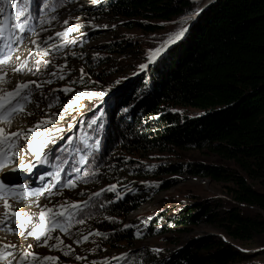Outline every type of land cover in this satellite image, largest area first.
Returning <instances> with one entry per match:
<instances>
[{"label":"rangeland","instance_id":"374dc122","mask_svg":"<svg viewBox=\"0 0 264 264\" xmlns=\"http://www.w3.org/2000/svg\"><path fill=\"white\" fill-rule=\"evenodd\" d=\"M207 1L196 0V11ZM33 3L34 0L32 5ZM56 3H62L63 7L53 11L49 6L40 12V17L50 20V23L40 25L30 17L33 24H29V29L34 31L13 32L9 41L17 49L15 55H19L22 60L26 59L28 66L22 72H13L14 66H20V61L13 58L12 62L4 65L7 83L0 87L11 90L17 82L33 80L42 86L36 88L31 85L33 103L28 104L25 111L32 114L18 113L12 117L10 126L4 125L7 132L19 133L14 139H17L15 143L20 142L16 149L6 148L7 160L10 162L14 159L12 164L23 165L21 156L31 151L28 147L31 137L25 138V133L38 121L50 117L54 123L46 124L36 131L51 133V140L43 154L51 158L54 167L50 164L45 171H36L33 177L25 178L26 182L22 184L24 195L17 193L18 198L7 199L12 206L9 211L20 212L23 218H12L7 223L12 227L4 233L0 232V249L11 253L10 256L5 254L0 259V264H8L9 260L12 264H18L22 254L26 255L23 264H38L27 255L33 252L39 257L59 258L55 262L45 261L44 264H105V261L107 264H161L164 258H171L182 248L204 237L226 238L220 228L205 219L187 225H177L171 219L183 206L205 201L226 202L230 199L228 187L232 182L191 175L186 171L185 165L200 161L237 167L234 161L224 159L207 149L169 146L164 151H142L123 148L119 141L110 142L107 132L108 124H119L128 116V110L124 111L126 107L113 104L114 97L131 91L135 82L144 76L150 66L147 57L149 49L157 47L169 33L181 27L179 21L185 15L171 21L159 22L162 27L146 31L138 25L140 19L109 13L104 7V0H56ZM42 5L41 3L30 11L35 14ZM13 11L14 8L8 9L9 13ZM53 16L56 19L52 20ZM64 20H68V24H64ZM104 25L107 27H103ZM72 27L75 30L67 36L56 35L57 32H64ZM16 36H23V42L17 43ZM49 36L52 37L51 40H48ZM31 40H36L41 49L37 50ZM2 44L0 41V46ZM29 51L31 56L28 55ZM41 55L43 60L38 66L40 71L33 75L37 67L35 60L41 59ZM44 61L52 63L45 67ZM140 64H148V67L141 70ZM61 65L66 67L61 69L58 67ZM53 72L56 73L55 76L52 75ZM61 75L64 79L59 78ZM48 80L52 83H46ZM143 81L148 83V79ZM64 87H70L72 91L65 94L61 91ZM140 87L142 90L148 88ZM132 91L130 97L135 94L137 99L142 97L138 87ZM69 104L71 107H68ZM66 107L67 112L64 111ZM112 109L114 117L113 121H109V110ZM176 109L188 116L201 113V110L191 107ZM60 115L64 118L60 119ZM58 165L62 171L59 179H56ZM174 165H181L184 171H174ZM162 167L168 171H162ZM21 171L23 174L28 173L22 168ZM48 173L53 175L49 176ZM41 176L44 177L43 180L40 179ZM69 179L76 182L75 187L63 186ZM110 185H116L114 191L107 190ZM29 189H39L40 192L28 195ZM101 189H105L102 193H114L113 198L116 201L123 199L126 194L140 192L144 201L139 208L129 213L113 215L105 211L106 200L93 196V193L100 192ZM83 201L89 203L81 204L79 209L70 208L71 204ZM3 205L4 199L0 202V216L5 211ZM60 205L67 207L65 217L68 212L73 217L72 227L67 234L59 228L51 232L53 237L59 236L63 240V245L60 248L38 246L43 245L47 234L42 235L38 242L35 237L27 235L28 231L38 223L39 213L45 206L53 208L54 212L64 211ZM76 212L81 214L85 223H76ZM28 217H31L32 223H27ZM60 222L62 223L61 220ZM104 222L112 227L100 228L98 224ZM21 223L25 226L18 227ZM123 230L130 232L131 237L117 240V233L120 234ZM96 232L105 233L107 236L95 235ZM84 236H88V239L84 240ZM55 242V239L48 241L49 245ZM4 244L17 247H6ZM65 246H71L70 255H64L65 251H69ZM154 249L160 251H153ZM123 253L128 255L120 258Z\"/></svg>","mask_w":264,"mask_h":264},{"label":"trees","instance_id":"16d2710c","mask_svg":"<svg viewBox=\"0 0 264 264\" xmlns=\"http://www.w3.org/2000/svg\"><path fill=\"white\" fill-rule=\"evenodd\" d=\"M41 3L34 0L31 9ZM103 4L109 13L140 19L137 23L146 31L198 7L196 0H104ZM136 87L142 93L139 99L136 94L130 97ZM113 104L126 107L128 116L119 124H108L110 142L142 151H164L169 146L207 149L237 165L195 161L184 166L191 175L232 182L230 199L183 206L171 222L187 225L205 219L226 238L204 237L161 264H264V0H215L179 42L150 64L131 91L114 97ZM176 107L201 113L188 116ZM109 113L113 121L114 109ZM172 168L184 171L181 165ZM113 194L106 191L99 196L107 201L105 211L113 215L129 213L144 201L140 192L117 201ZM75 217L83 219L79 212ZM60 220L66 223L68 216ZM98 226L112 227L105 222ZM117 237L130 238L131 233Z\"/></svg>","mask_w":264,"mask_h":264},{"label":"snow or ice","instance_id":"6c2138e0","mask_svg":"<svg viewBox=\"0 0 264 264\" xmlns=\"http://www.w3.org/2000/svg\"><path fill=\"white\" fill-rule=\"evenodd\" d=\"M33 2V0H0V41L3 42L2 46H0V85H4L7 83L6 77L7 72L5 71L4 65L12 62L13 58L16 61H20L19 67H13L12 71L19 73L24 70L28 66L27 60H22L19 55H15L17 49L15 46L10 43V39L13 32L19 31L20 33H24L26 31H34V29H29V18L36 20L39 22L40 25H43L44 23H50V20H45L40 17V12L43 9L48 8L49 6L52 7L53 11H56L58 7H63L62 3H56V0H43L42 8H38L36 13L33 14L30 11V4ZM23 4V6H21ZM14 8V11L12 13L8 12V9ZM199 15V11L187 14L183 17H181L179 23L181 24V27H179L176 31L171 32L168 34L167 38L164 39L159 45L153 49H149L147 57L148 62L153 63L155 62L163 53H165L172 45L179 42L187 33L189 28L186 25V23L189 20L195 19V17ZM52 20L56 19L55 16L51 17ZM64 24H68V20L63 21ZM103 27H107V25H104ZM112 27H115L113 25ZM75 27L68 28L64 32H57V36H67L70 32L74 31ZM7 33V35H6ZM24 37L23 36H16L15 40L17 43L23 42ZM52 37L49 36L48 40H51ZM31 44L35 46L37 50L41 49V45L37 43L36 40H31ZM54 47V45H53ZM29 56L32 55L31 51L28 53ZM97 56L99 54L97 53ZM43 60V55H41V59L35 60L36 71L33 72V75H35L37 72L40 71L39 65L41 64V61ZM51 61H44L45 67L47 65L51 64ZM61 69L66 67V65L58 66ZM148 67V64H140L139 68L141 70H144ZM83 72V69H81ZM53 76L56 75L55 72L52 73ZM60 79H64V77L61 75L59 77ZM46 83L51 84L52 81L48 80ZM31 85H35L36 88H40L42 85L38 84L36 81H26V82H17L15 86L9 90L4 87H0V172H3L5 170V163L8 159V154L6 151V148L9 147H15L14 138L19 135L18 132H7L4 125L10 126L12 123V117L18 113L23 112L25 115H31L32 113L26 112V108L28 104L33 103V100L31 97L33 96V89L31 88ZM65 94L68 92H71L72 89L70 87H64L61 89ZM103 98V95L101 94V99ZM59 98H57L58 100ZM38 106V105H37ZM51 107V104L49 105ZM68 107H71V104L68 105ZM65 112L68 111V108L66 107L64 109ZM124 111H127V109H124ZM64 116L60 115V119H63ZM54 123V121L49 117L46 119H42L41 121H38L37 124L31 128L28 129L25 133V138L30 139V143L28 144L29 149L35 154L37 161L42 160L43 156V150L47 146V143L49 140H51V133L50 132H38L36 129H39L43 127L46 124ZM95 123V120L93 121ZM36 137H40V139H36ZM55 142L54 140L52 141ZM16 153H13L15 155ZM28 170H30L29 166H24ZM16 169H12V171H15ZM76 171H79V169H75ZM62 171L60 166H57V172L55 174V178L59 179V173ZM49 176H52L53 173H48ZM95 175V173H93ZM41 180L44 179L43 176L40 177ZM64 187H75L76 182L74 180H67L64 185ZM23 187V186H21ZM116 188V185H110L108 187V191H114ZM105 191V189H101L100 192L93 193L94 197H99L101 193ZM6 192H12L13 195H17L15 188H8L5 184H0V198L4 199V213L2 216H0V224L4 223H10L12 218L22 219L23 214L16 211H9L11 209V205L9 204L6 196L4 195ZM39 189H29L27 191L28 195H33L36 193H39ZM91 199V198H90ZM89 201H83L80 203H73L70 205V208L72 209H79L81 204H88ZM61 209H65L64 211H53V208H48L45 206L44 209H42L39 213V221L38 223H35L32 227V230L28 231L27 235L35 237V239L39 242L42 235H46V239L43 241V245L38 246H48L52 248H60L61 245H63V240L59 237H53L51 235V232L55 231L57 228L60 229V231L64 233H68L69 229L72 227L71 219L72 213L68 212V220L66 223H61L60 220H58V217H65V213L67 211V207L65 205L59 206ZM27 223H32L31 217L27 218ZM77 224H83L85 223L84 219H78L76 220ZM25 224L21 223L18 225V227H24ZM125 227H128L127 225ZM11 230V229H10ZM91 234V233H90ZM95 235L100 236H107L105 233H99L96 232ZM55 239V243L49 245L48 241ZM84 240L88 239V236L83 237ZM6 247H17L16 245H9ZM31 247V245H29ZM69 248V251H65L64 255H70L71 253V246H65ZM63 250V249H61ZM153 251H160L159 249H154ZM11 255V253H6L4 249H0V259L4 258V255ZM27 255H30L33 259V261H37L38 264H44L45 261H52L55 262L59 258L56 256H43L39 257L36 253H28ZM128 254L123 253L120 258L126 257ZM77 259H81V257H76ZM26 259V255L22 254L19 257L18 264H23V261ZM114 259H118L114 257ZM8 264H12V261L9 260ZM95 264V262H93ZM105 264L107 262L105 261Z\"/></svg>","mask_w":264,"mask_h":264},{"label":"water","instance_id":"95a60500","mask_svg":"<svg viewBox=\"0 0 264 264\" xmlns=\"http://www.w3.org/2000/svg\"><path fill=\"white\" fill-rule=\"evenodd\" d=\"M215 0H208L206 4H204L200 9H199V14L201 13V11H203L205 8H207L211 3H213ZM198 16V15H197ZM197 16L195 17V19L191 20L189 22V24H187V27L190 28L191 25L193 24V22L196 20ZM188 32V31H187Z\"/></svg>","mask_w":264,"mask_h":264},{"label":"bare ground","instance_id":"6f19581e","mask_svg":"<svg viewBox=\"0 0 264 264\" xmlns=\"http://www.w3.org/2000/svg\"><path fill=\"white\" fill-rule=\"evenodd\" d=\"M207 3V2H206ZM205 3V4H206ZM35 162H32L31 164H34ZM29 167H30V170H31V165H29ZM22 170H24L25 171V169L24 168H22ZM29 171V170H28ZM0 184H4L3 182H0ZM16 184V183H15Z\"/></svg>","mask_w":264,"mask_h":264}]
</instances>
